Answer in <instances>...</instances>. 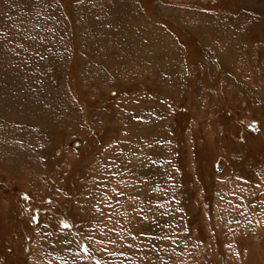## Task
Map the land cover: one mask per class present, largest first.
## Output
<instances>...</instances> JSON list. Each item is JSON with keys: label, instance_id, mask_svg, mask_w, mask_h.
I'll return each mask as SVG.
<instances>
[{"label": "rangeland", "instance_id": "rangeland-1", "mask_svg": "<svg viewBox=\"0 0 264 264\" xmlns=\"http://www.w3.org/2000/svg\"><path fill=\"white\" fill-rule=\"evenodd\" d=\"M0 264H264V0H0Z\"/></svg>", "mask_w": 264, "mask_h": 264}]
</instances>
